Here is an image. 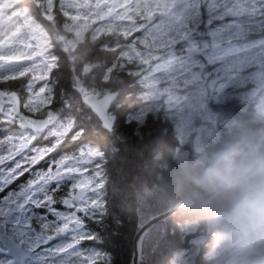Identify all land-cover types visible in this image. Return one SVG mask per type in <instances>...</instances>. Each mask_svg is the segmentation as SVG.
Wrapping results in <instances>:
<instances>
[{"label": "snow or ice", "instance_id": "1", "mask_svg": "<svg viewBox=\"0 0 264 264\" xmlns=\"http://www.w3.org/2000/svg\"><path fill=\"white\" fill-rule=\"evenodd\" d=\"M205 4L209 6H200L194 18L177 23L171 14L175 0H149L121 34L129 43L135 41V66L143 67L158 87L162 111L174 112L186 127L207 122L210 107L242 70L251 46L241 43L245 38L234 30L233 16L244 11L259 16L257 25L264 31V0H251L250 7L245 0L241 12L215 0ZM14 59L0 58V85L29 76L17 73ZM49 75L45 70L27 79L22 94L0 91V123L9 133L0 140V228L20 239L7 255L0 249V264H114V249L94 226L103 224L107 207L102 184L87 167L98 155L90 148L95 136L91 128L84 131L53 109ZM69 144L76 153L51 159L47 170L36 169ZM26 173L29 178L17 183ZM125 264H138L135 248Z\"/></svg>", "mask_w": 264, "mask_h": 264}, {"label": "trees", "instance_id": "2", "mask_svg": "<svg viewBox=\"0 0 264 264\" xmlns=\"http://www.w3.org/2000/svg\"><path fill=\"white\" fill-rule=\"evenodd\" d=\"M260 19L244 11L233 23L234 30L245 38L241 43H253L254 51L264 49V31L257 25ZM101 23V18L96 19L85 36L74 43L71 52L61 48L59 55L62 81H68V67L75 64L79 80L82 79L86 87L119 91L117 99L121 104L117 109L114 133L102 128L97 116L82 102L84 117L79 118L77 123L84 131L91 128L95 136L90 146L97 147L98 155L93 156L92 167L103 170L106 178L104 187L109 190L107 193L110 192V200L103 224L94 226L103 234L109 247L114 249L112 260L116 262L120 255L125 258L133 251L132 236L134 238L139 228L138 222L143 224L181 199L206 192L193 182L189 175L190 165H199L226 144L241 137L254 136L264 143L261 138L264 133V101L258 105V96L249 102L242 101L239 96L233 95L234 81L233 86L225 92L227 94L219 102H214L215 107H210L213 120L204 123L218 127L219 132L203 144V152L197 153L193 149V138L199 132L200 124L193 126L185 141L181 140L180 131L174 125L175 117L172 122L168 113L162 111V106H155L161 101L158 87H155L154 95L150 94L140 79L144 68L135 66L139 63L137 57L126 60L119 52L130 48V44L135 45V41L129 43L121 35L118 36L117 27L111 30L109 36L102 28L94 34ZM120 59L128 62L127 68H119ZM89 63L93 64L92 69L83 74L84 65ZM256 66L241 68L237 78L242 74L247 75ZM247 83L248 88L253 85L249 80ZM183 148L186 155L181 153ZM226 204V196L215 194L199 206L178 209L153 224L141 240L138 264H171V258L179 250L195 248L188 242V237L193 234L187 232L190 226H195L196 232L208 231V239L198 245L199 251L193 264H210L212 260L207 251L217 234L209 226Z\"/></svg>", "mask_w": 264, "mask_h": 264}, {"label": "flooded vegetation", "instance_id": "3", "mask_svg": "<svg viewBox=\"0 0 264 264\" xmlns=\"http://www.w3.org/2000/svg\"><path fill=\"white\" fill-rule=\"evenodd\" d=\"M215 1L219 3L230 2L234 5L242 0ZM62 2V0H0V12H2L3 15L6 13L5 18H10V25H12L10 33L0 32V58H3L5 61H11L15 58L14 66L17 73H29V76L20 78V80L0 85V91L11 90L17 91L18 94L25 93L26 80L33 78L37 73L42 74L43 71L47 70L50 73L48 83L52 89L51 95L54 97L53 109L57 112L63 113L67 119H71L75 123H78V119L84 117V108L81 106V102L84 106H88L81 99V93L78 90V86L83 84H78L76 68L73 65H69L70 67H68L70 68L68 81L61 80L62 66L59 55L62 48L61 38L70 37L72 35V30L69 26L70 18L62 11ZM102 2L103 6L100 5ZM151 2L155 4L156 0H151ZM148 3L149 0H124L121 6H117L115 0H99L96 10L101 11L102 14L103 32L109 36L111 30L117 27L116 34L120 36L122 33L128 31L127 26L129 23L127 20L138 18L139 9L146 8ZM113 5H115V7H113ZM200 6L206 7L209 5L205 4V0H175V8L171 11V14L175 17L174 21L177 19V23L180 22V20L187 21L191 16V10L197 8L198 12ZM178 9L179 11L174 14L173 12ZM129 12H133L134 16L128 17ZM122 16H124L125 19L120 18ZM60 19L64 23L63 27L65 30L59 25L61 22ZM115 23H118V25L113 26ZM1 24L0 20V25ZM34 26L39 30L41 29L42 32L33 31L34 28H36ZM2 38L9 39L8 43L2 45ZM121 38L124 37L121 35ZM108 40L109 38L107 37V41ZM129 46H133V44H130ZM124 50L125 48L119 52L122 54ZM11 51L17 52V55H13ZM23 83L24 87H21ZM9 87H11V89H7ZM88 92L91 91H85L83 85L82 93L86 94ZM117 98L112 102L109 108V113H114L116 115V120L111 130L105 128L111 133H114L115 131L114 129L118 118L117 109L121 104ZM25 114H27L26 111ZM93 114L95 113L93 112ZM98 120L101 127L104 128L99 118ZM7 128V125L0 123V140L3 139L4 135L9 134ZM91 147L92 146H90V148ZM76 152L77 148L72 147L70 144L66 145L65 148L59 149L51 158H46L41 161L40 164L36 166V169L47 170V166L50 164L51 159H59L61 156L70 155ZM87 167L91 169L92 174V159ZM28 178L29 176L26 173L17 183H23ZM101 178L102 197L108 207L110 192L107 193L109 190L104 187V179L106 178L103 174H101ZM12 187H15V185L10 186L9 190H11ZM62 195H64V191L61 192V196ZM107 207L105 211H107ZM52 243L55 244L57 241H52ZM17 244H20L19 237L14 236L8 229L0 228V249L4 250L5 255H7V249L9 247ZM210 259L212 261L214 260L212 257H210Z\"/></svg>", "mask_w": 264, "mask_h": 264}, {"label": "clouds", "instance_id": "4", "mask_svg": "<svg viewBox=\"0 0 264 264\" xmlns=\"http://www.w3.org/2000/svg\"><path fill=\"white\" fill-rule=\"evenodd\" d=\"M189 175L227 198L214 220L224 238L219 264H264V143L241 137L190 165Z\"/></svg>", "mask_w": 264, "mask_h": 264}, {"label": "rangeland", "instance_id": "5", "mask_svg": "<svg viewBox=\"0 0 264 264\" xmlns=\"http://www.w3.org/2000/svg\"><path fill=\"white\" fill-rule=\"evenodd\" d=\"M62 11L67 14V16L70 18L69 20V26L72 30V35L70 37H66V38H61L62 40V48L65 51L71 52L72 48L74 46V43L76 41L81 40L85 34L87 33V31L89 30L90 26L92 23L95 22L96 19H99L102 17L101 11H97V6H98V1L99 0H62ZM115 2L117 3V6H121L124 2V0H115ZM222 2V1H221ZM215 3H219L217 1H215ZM223 3V4H222ZM219 3L221 4L223 7L225 8H234L237 12H240L241 10H243V6L245 4V0H242L241 2H239L238 4H234L230 3V2H222ZM247 4L250 5L251 4V0H247ZM208 7V6H207ZM5 10V9H4ZM178 10H175L173 13L175 14V12H178ZM197 13V8H193L191 10L190 13V18L192 19L195 17ZM6 14V13H5ZM5 14L3 15L2 12H0V20H1V25H0V32H11V28L12 25H10L11 23V19L10 18H5ZM239 15H234L233 19H232V23H234L235 18L238 17ZM122 19H125L124 16L120 17ZM61 20V19H60ZM177 21V19H176ZM174 21V22H176ZM181 21V20H180ZM103 23V22H102ZM101 23L100 27H97L94 31V34H97L100 31V28L103 29V24ZM63 22H60L59 25L62 26V29H64L63 27ZM36 27V26H34ZM132 27L131 24H128L127 29H130ZM16 28V27H15ZM101 29V30H102ZM33 31L36 32H42V30L38 29L37 27L34 28ZM14 32V31H12ZM15 32H19V31H15ZM65 35V33H64ZM5 37V36H4ZM9 39L6 38H2L1 40V44H5L8 43ZM251 47L250 50L247 51L244 54L243 57V64L241 65V68L245 67V66H250V65H257L255 68H253L252 70H250L247 75L242 74L239 76V78L235 79V91L233 95L239 96L241 98L242 101L247 100V93H248V80L249 82H252L253 85L259 86V87H264V66H261V64L264 62V56H263V51L264 49H258L257 51H254L253 48V43L249 42L248 43ZM262 50V51H261ZM13 55H17V52H13L11 51ZM10 52V53H11ZM136 53V45L130 46V48L125 49L122 53V55L125 57L126 60H132L134 57H137L135 55ZM70 67V66H69ZM74 67L76 68V65L74 64ZM93 67V64L89 63V64H85L82 72L83 74L90 71ZM150 74L145 73V71L140 75V79L144 81V85L146 86L147 92L150 94H155L154 90H155V83L153 80H151L149 78ZM77 81L78 84L83 83L82 79L79 80L78 74H77ZM84 84V90L85 91H95L97 93V95L103 93L104 91L107 90L106 89H92V88H88L85 86V82ZM94 92V93H95ZM95 93V94H96ZM227 94V93H226ZM226 94H224L223 96H225ZM257 99V103L258 105L262 104V102L264 101V88L261 91V93L258 95ZM253 99H251L252 101ZM248 102L250 100H247ZM156 108L158 107H164V105L161 103V101H159L157 104H155ZM78 111V108H77ZM211 112V116H212V111ZM168 116L169 119L172 121V118L174 119L175 117V113L169 111L168 112ZM208 118V121H212V117ZM173 122V121H172ZM174 125L176 126V128L179 129V133L181 135V140L185 141L190 132L194 129L193 126L192 127H186L184 126L178 119L175 118L174 121ZM199 129H197L199 132L196 133L194 135L193 138V144H204L208 139L213 138L216 136V134L219 132V128L214 126L212 124V126H207L206 124L202 123L198 126ZM201 135H203V137H200ZM261 138L264 140V133L261 135ZM91 149L93 151H95L97 153V147L96 146H92ZM182 155H186V150L185 148H183V151L181 152ZM93 157H91L92 159ZM102 171L100 168H95L93 169L92 172V177L95 180L96 183L102 184V178H101V174ZM99 172L100 175L99 177L95 176V173ZM101 196H102V190H101ZM140 198V196H138ZM140 209V206H139ZM144 220V219H143ZM142 220V221H143ZM210 228H214V230L216 231L217 237H215V239L213 240L212 246L211 248L207 251L208 254H210V257H212L214 260L212 261L211 264H219V257H220V253L223 247V243H224V238L222 233L218 230L217 226L215 225V222L213 224H210L209 229ZM187 232H191L193 234L198 233L196 232V227L195 226H190L187 229ZM203 233H208V231H200ZM133 239V236H132ZM145 242V240H144ZM140 243V242H139ZM195 248H183L181 250H179L173 258H171V264H193L194 263V258H195V254L199 251L198 245H195ZM141 250V247H140ZM120 255V254H119ZM114 264H125V258L123 255H120L118 257V260H116V262L114 261Z\"/></svg>", "mask_w": 264, "mask_h": 264}, {"label": "water", "instance_id": "6", "mask_svg": "<svg viewBox=\"0 0 264 264\" xmlns=\"http://www.w3.org/2000/svg\"><path fill=\"white\" fill-rule=\"evenodd\" d=\"M103 6V2L100 4ZM118 66L121 69H125L128 66V62L125 61L124 59H120L118 62ZM261 66H264V62L261 64ZM264 87H259L256 85H252L248 88V93H247V100L254 99L257 97L261 91L263 90ZM78 90L81 93V99L82 101L87 104V106L97 115L98 112L102 113L104 116V119L101 120V124L104 128L111 130L113 127V124L116 120V115L114 113H109V108L112 104V102L118 97L119 91L112 89L109 91H106L102 93L101 95H97L94 92H88L86 94L82 93L83 90V85L78 86ZM98 117V115H97ZM204 145L203 144H194L193 149L197 153H201L204 150ZM215 193L206 191L203 192L193 198H188V199H181L178 201L175 205L171 206L167 210L160 212L158 214H155L152 216L150 219H148L145 223L140 224L138 222V230L136 231L134 238H133V249L135 248L136 253H137V259L139 263L140 259V247H141V240L144 236V234L147 232V230L156 222L159 220L165 218L169 214L173 213L174 211L184 208V207H196L199 206L206 201H208ZM208 239V235L203 232H198L195 234H192L188 237V242L193 245H200L204 244ZM140 243L138 244V242Z\"/></svg>", "mask_w": 264, "mask_h": 264}, {"label": "bare ground", "instance_id": "7", "mask_svg": "<svg viewBox=\"0 0 264 264\" xmlns=\"http://www.w3.org/2000/svg\"><path fill=\"white\" fill-rule=\"evenodd\" d=\"M140 242V241H139ZM139 242H138V244H139Z\"/></svg>", "mask_w": 264, "mask_h": 264}]
</instances>
